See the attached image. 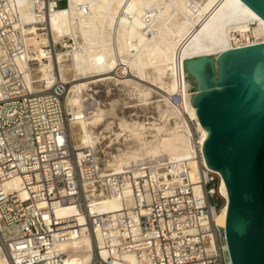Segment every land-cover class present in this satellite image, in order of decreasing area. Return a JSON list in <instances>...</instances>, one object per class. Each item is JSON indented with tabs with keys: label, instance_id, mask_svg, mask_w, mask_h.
<instances>
[{
	"label": "built area",
	"instance_id": "2783aa9c",
	"mask_svg": "<svg viewBox=\"0 0 264 264\" xmlns=\"http://www.w3.org/2000/svg\"><path fill=\"white\" fill-rule=\"evenodd\" d=\"M64 1L0 0L1 264H65L76 252L55 245L79 234L101 238L88 264H131L128 256L135 264H233L225 226L218 222L225 203L220 175L205 161L206 139L198 119L186 111L185 103L192 104L182 90L170 97L188 130L191 157L177 167L172 159L147 158L117 172L108 167L103 131L97 148L74 144L70 127L79 118L77 108L68 111L65 106L70 83L58 79L49 89H32L27 11L44 18L52 4L61 7ZM40 24L46 27L45 19ZM62 41L75 43L70 37ZM67 48L59 42L48 50L56 54ZM97 97H85L80 118L87 120L105 106V99ZM14 179L20 180V189H5ZM88 182L103 189L104 196L87 198ZM216 197L223 200L219 209L211 202ZM101 199L116 201L121 209L92 212ZM69 206L83 215L84 225H76L75 216L56 214Z\"/></svg>",
	"mask_w": 264,
	"mask_h": 264
},
{
	"label": "bare ground",
	"instance_id": "6f19581e",
	"mask_svg": "<svg viewBox=\"0 0 264 264\" xmlns=\"http://www.w3.org/2000/svg\"><path fill=\"white\" fill-rule=\"evenodd\" d=\"M51 6L53 11L48 13L46 10L44 18L40 13L27 11L24 32L31 73L29 80H32L30 84L36 92L49 89L58 79L70 83L65 106L68 111L77 108L75 115L79 119L70 127V134L78 149L97 148L100 136L95 129L115 108L116 103H112L110 109L100 108L87 120L80 118V111L86 105L85 95L98 81L113 79L129 86L139 95V101L146 104L153 98V93L161 95L156 107L163 122L148 123L147 126L121 121L123 133H115L116 139L128 133L124 142L135 140L138 148L114 156L113 161L108 160V167L117 172L145 156L175 160V167L191 157L188 130L178 109L171 104L170 96L182 90L187 101V98L191 100L190 94L196 95L203 90L187 92L191 86L183 80L181 61L215 55L217 73V58L222 53L264 43L261 18L241 0H218L210 11L202 0H67L64 6L60 7L59 3ZM40 19H45L46 27L40 24ZM252 25H255L253 29ZM251 30L253 33L248 34ZM232 31L238 32L241 38ZM66 36L72 38L77 47L71 51L50 53L49 45L52 47L60 42L69 47L68 42L61 39ZM132 71H135L137 80L129 78ZM147 81L156 85L157 90L143 84ZM179 84L183 85L182 89ZM185 105L186 111L199 121L197 109L187 102ZM200 126L205 140L209 131L201 123ZM148 130L151 139L146 134ZM191 167L194 176L196 164L192 162ZM218 174L219 191L225 200L218 222L226 226L228 199L222 193V176ZM3 186L19 190L20 180L14 179ZM84 189L87 198L104 196V190L94 182L86 183ZM120 209L116 201L101 199L92 207V212L110 213ZM56 214L59 217L75 216L76 225L85 224V218L73 206L57 209ZM100 241L99 235L94 238L79 234L56 243L55 247L76 252L66 258L65 264H88ZM126 259L131 264L136 263L132 256Z\"/></svg>",
	"mask_w": 264,
	"mask_h": 264
},
{
	"label": "water",
	"instance_id": "95a60500",
	"mask_svg": "<svg viewBox=\"0 0 264 264\" xmlns=\"http://www.w3.org/2000/svg\"><path fill=\"white\" fill-rule=\"evenodd\" d=\"M264 24V0H241ZM66 4V1L63 3ZM181 61L207 165L222 176L233 264H264V43Z\"/></svg>",
	"mask_w": 264,
	"mask_h": 264
},
{
	"label": "rangeland",
	"instance_id": "374dc122",
	"mask_svg": "<svg viewBox=\"0 0 264 264\" xmlns=\"http://www.w3.org/2000/svg\"><path fill=\"white\" fill-rule=\"evenodd\" d=\"M213 1L212 0H202V2L207 5V11H210V9H212V7H214L216 5V2H218V0H213ZM214 3H215V5H214ZM254 27H255V25H252V29ZM231 33L235 34L241 38V36L239 35L238 32L232 31ZM251 33H253L252 30L248 34H251ZM68 37L69 36H66L63 38L67 39ZM63 38H61V39H63ZM206 40H209V38H207ZM68 46L69 47L67 49H61V52L71 51L75 47H77V44L74 43V45H70L68 43ZM111 73L113 74V72H111ZM131 75L129 76V78H131V80H137V75H136L135 71H132ZM143 84L157 90L156 85H154L150 81L143 82ZM128 88H129V86H125L123 84H118L113 79H110L107 81H98L96 84L91 86V90L87 92V95H85V97L88 98V101H90L89 97H94V98H98L97 96L103 97L106 101L105 106L102 107L104 109H110L111 104L116 103L114 110L109 112V114L107 115L106 121L101 126H99L95 129V131L97 133H99L100 131L104 132L103 135H105V141L103 142V140H102V142H103V145L106 144L109 147V150H110L109 151L110 152L109 161H111V160L113 161L114 156L120 155L121 153L126 152L128 150H134V149H136V147L138 148V144L135 140L130 139V140L124 142V138L128 135V133L125 134V136L123 134L118 139H116L115 133H117V132L123 133L121 128H120V123L122 120H125L128 123L138 122V123H143L146 125L148 123L151 124L154 122L155 123L163 122V120L160 117L161 114L159 113V110L156 107L157 106L156 101L159 99H162L160 94L153 93V98L149 101V103L146 104V103H142V101L140 102L139 97H138L139 95L135 94L136 92H134L130 88H129L130 89L129 90ZM132 92H134V93H132ZM94 93H96L97 96ZM127 93L128 94L130 93L131 95H133V97L130 94L127 95ZM163 106L164 105H162V107ZM163 108H165V106ZM106 127H108V129L105 130ZM149 133L151 134L150 130H148L146 134L148 136V139H151L150 138L151 135ZM152 133H154V132H152ZM147 158H149V157L145 156L142 160H139L138 162H132L129 165H127V167L132 165V164H137L141 161H144ZM160 158H162V157H160ZM154 159H156V158H154ZM153 161H155V160H153ZM211 202H212V204L216 205V207L218 209L223 205V200L220 199L219 197L213 198L211 200Z\"/></svg>",
	"mask_w": 264,
	"mask_h": 264
}]
</instances>
